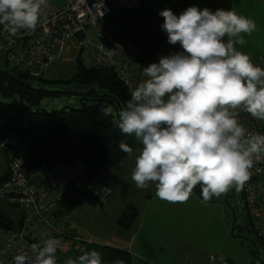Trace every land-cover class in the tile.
Instances as JSON below:
<instances>
[{"label": "clouds", "instance_id": "obj_1", "mask_svg": "<svg viewBox=\"0 0 264 264\" xmlns=\"http://www.w3.org/2000/svg\"><path fill=\"white\" fill-rule=\"evenodd\" d=\"M103 0L93 7L101 17ZM47 0H0V25L13 37L34 31ZM162 30L171 45L182 51L161 56L142 69L146 79L130 90L126 106L113 115V123L142 145L132 180L137 188L155 184L156 196L169 203H186L201 186L205 203L250 179L255 162L264 159V134H251L239 123L236 109L264 120V68L249 54L238 51L243 34L256 31L254 20L233 10L200 9L193 5L178 16L171 9L159 12ZM225 37L227 40L225 41ZM121 151L132 156L124 141ZM97 193L109 191L103 188ZM61 239L33 243L29 256H14V264H57ZM64 264H104L101 253L81 250ZM114 264H126L117 259Z\"/></svg>", "mask_w": 264, "mask_h": 264}, {"label": "built area", "instance_id": "obj_2", "mask_svg": "<svg viewBox=\"0 0 264 264\" xmlns=\"http://www.w3.org/2000/svg\"><path fill=\"white\" fill-rule=\"evenodd\" d=\"M96 0H67L59 10L52 4L42 9L40 21L34 31L21 30L13 37L0 25V54L13 70L34 79H43L52 70L57 60L71 48L76 49V60L87 69H107L130 92L143 75L139 47L132 42H119L107 33L101 22L118 11L134 10L139 0H103L101 11L93 7ZM91 32L94 36H90ZM239 123L251 134H264V120H258L242 109H236ZM5 145L0 147L4 148ZM84 162L62 163L47 171L31 168L21 158H10L8 175L0 188V200L11 208L16 218L13 227L0 224V264H14V256L28 252L30 246L43 240L57 237L62 247L57 251V262L70 253L81 254L94 244L80 236L76 228L66 222L61 204L69 186L87 175ZM250 179L242 190L246 199L249 231L256 233L264 242V159L255 162L250 170ZM103 198L97 195L103 191ZM98 206L106 205L111 188L98 175L88 185ZM14 216V217H15ZM206 264H231L219 255L210 256Z\"/></svg>", "mask_w": 264, "mask_h": 264}, {"label": "trees", "instance_id": "obj_3", "mask_svg": "<svg viewBox=\"0 0 264 264\" xmlns=\"http://www.w3.org/2000/svg\"><path fill=\"white\" fill-rule=\"evenodd\" d=\"M147 3L148 0H139L137 9L115 12L101 22V27L113 39L132 42L139 47V56L144 67L157 63L159 51L167 41V33L161 28L164 18L151 11ZM11 72L24 81L31 78L16 70ZM61 82L67 86L76 85L74 87L81 92L96 88L99 92L114 97L123 108L130 99L128 89L111 71L87 69L80 62L72 79L52 84ZM89 98L91 100L85 102V108L79 106L78 110L57 115L30 114L18 103L0 101V147L5 145L0 150L9 160L14 157L21 158L27 166L41 171L76 161L87 165L86 177L69 186L61 204L63 212L73 211L84 204L98 206L95 197L87 189L90 180L101 171L120 164L128 156L119 148L121 141L132 149L137 146L134 136L123 134L115 126L112 122L113 115H104L102 109L109 107L108 104L97 95H91ZM6 178L0 177V188ZM193 191L202 198L199 184ZM213 198L211 200H214ZM7 213L6 204L0 200V224L12 228L14 225ZM137 216V210L128 207L119 217L117 224L121 229L129 230ZM93 249L101 253L104 264H114L117 259L131 264L132 257L127 251L95 243L87 246L85 250ZM64 260L65 258H62L57 264H64Z\"/></svg>", "mask_w": 264, "mask_h": 264}, {"label": "rangeland", "instance_id": "obj_4", "mask_svg": "<svg viewBox=\"0 0 264 264\" xmlns=\"http://www.w3.org/2000/svg\"><path fill=\"white\" fill-rule=\"evenodd\" d=\"M47 3L61 10L66 6L67 0H47ZM234 11H237V8H234ZM259 17L264 19L263 15H259L256 18ZM89 35L94 36L91 32H89ZM224 39L226 41L227 37ZM244 39L245 44L236 45L237 50L249 54L253 63L264 68V28L261 34L254 31L251 35H248V37L244 36ZM180 51H182V48L179 44L171 45L166 41L159 51L157 63L161 56H167ZM62 58L66 60H57L52 70L45 78L29 79L34 80L38 85L42 84L46 86L48 89L58 90L64 87L76 88L74 87L76 85L70 84L67 86L63 82L60 84H52L59 83V81H68L72 79L77 72L78 61L76 60V49L71 48ZM0 70H9L10 72L13 70L12 66L7 63L2 54H0ZM145 79V76L142 77L140 83ZM73 101L74 103L72 104H74L76 109H79L80 105L78 104V100L74 98ZM141 150L142 145L137 144V146L133 148L132 156H127L119 165L105 169L117 168L113 172H115L114 176L117 180L118 188L111 198L117 196V199L121 201L128 199L129 203H133L136 207L140 208L144 197L154 196L156 191L154 183H150L147 189H140L137 188L135 182L131 178L136 157L141 153ZM0 156L3 160L2 162L7 164L5 159L6 156H4L1 151ZM101 176V178L105 179V175L102 174ZM108 184L114 191L115 184ZM234 190L235 198L229 200V202L234 205L237 219L236 226L245 228L243 233H236L235 236L232 235L234 217L230 208L225 203V197L228 192L219 197L214 196V200H210L207 203H205L204 200L203 202L198 201V203L193 197H190L186 203H170L164 206L162 210L166 223L162 225V228L159 226L158 229H162V231L168 235L171 240L170 245L173 244L174 241L172 240H174L175 237H180L184 239L188 245H193L194 248L196 247L204 250L209 256L218 258L219 255H222L227 258L231 264H264V242L257 237L255 232L247 231L249 230V218L244 192L242 188L237 190L234 187ZM110 203L111 202H109L107 206H109ZM107 206L94 207L84 204L73 211H64L63 213L67 216V223H75L82 231L94 235L100 240L105 239L106 241L116 242L120 238V232H124V229L114 224L111 213H108V215L105 214L104 209ZM114 209L119 219L124 210L121 212L118 210V206H115ZM11 210V208H7V212H12L13 210ZM147 226L150 228V225ZM116 228L119 229L116 230ZM64 251L66 252V255L63 257L65 260L70 256L74 258L77 257L71 254L68 248H64Z\"/></svg>", "mask_w": 264, "mask_h": 264}, {"label": "crops", "instance_id": "obj_5", "mask_svg": "<svg viewBox=\"0 0 264 264\" xmlns=\"http://www.w3.org/2000/svg\"><path fill=\"white\" fill-rule=\"evenodd\" d=\"M193 5L197 6L200 9L209 8L213 11H215L216 9L234 11V8H237V11L235 12H237L239 15L245 16L255 21V32L261 34L262 29L264 28V19L261 17L256 18L259 15L264 16V0H148L147 3L148 8L157 14H159V12L164 9H171L177 16L182 11ZM244 36L248 37V35ZM254 64L257 65L256 63ZM5 159L7 161V164L2 162L3 160L0 156V171L2 172V174L0 172L1 178H6L8 175L9 158L6 156ZM115 169L117 168H110L99 174L100 177H102V174L105 175V179L102 178L104 181L106 180L112 185L115 184L113 191V188H111V186L105 181L111 188L112 195L116 193V190L118 188L117 180L114 176L115 172H113ZM191 197H193V199H195V201L197 202H203V199L196 195L194 191L192 192ZM116 199L117 196L114 198H110V205L107 206V204H109L108 202L105 205L107 207L104 209L105 214L108 215V213H111L112 221H114L115 225H118V215H116V211H114L115 206H118V210H120L121 212L122 210L125 211L128 207H133L138 212V216L135 219L131 229L120 232L121 235L118 241L110 242L106 241L105 239H101L103 240L101 241L94 235H90L89 233L82 231V229H80L75 223L68 224L74 226L80 236L91 240L97 245L108 246L127 251L132 257L131 264L207 263V260L210 257L207 252L196 247L194 248L193 245H188L185 240L180 237H175V239L172 240L174 241L173 244L170 245L171 240L168 235H166L164 231H162V229H158L159 226H161L162 228V225L166 223L162 208L170 204L169 202L159 199L155 194L154 196L151 195L147 198L144 197L140 208L136 207L133 203H129L128 199H125V201H121L119 199H117L116 201ZM7 216L11 219L16 218L13 211L8 212ZM147 225H150V228ZM118 229L119 228H116V230Z\"/></svg>", "mask_w": 264, "mask_h": 264}, {"label": "water", "instance_id": "obj_6", "mask_svg": "<svg viewBox=\"0 0 264 264\" xmlns=\"http://www.w3.org/2000/svg\"><path fill=\"white\" fill-rule=\"evenodd\" d=\"M97 95L113 109V115H117L123 109L122 105L112 96L99 92L96 88H91L86 92H81L77 88L73 89H48L39 87L32 81H24L10 72L0 70V101L18 103L28 113H46L50 115L62 114L75 108L73 99H79V105L85 108V102L90 101L89 96ZM137 144H140L137 141ZM225 197V203L230 208L234 217L232 224V235L243 233L245 228L236 226L234 205L229 200L235 198L234 187L231 188ZM249 231V230H247Z\"/></svg>", "mask_w": 264, "mask_h": 264}, {"label": "flooded vegetation", "instance_id": "obj_7", "mask_svg": "<svg viewBox=\"0 0 264 264\" xmlns=\"http://www.w3.org/2000/svg\"><path fill=\"white\" fill-rule=\"evenodd\" d=\"M13 73V72H12ZM25 81H30V80H25ZM32 82H34L35 83V81H32ZM37 86H39V87H46V86H44V85H42V84H37V83H35ZM79 99L80 98H77V100H78V103H79ZM229 193V192H228Z\"/></svg>", "mask_w": 264, "mask_h": 264}]
</instances>
